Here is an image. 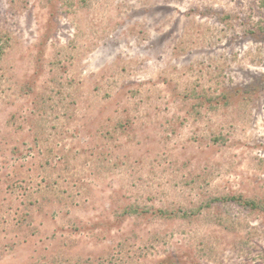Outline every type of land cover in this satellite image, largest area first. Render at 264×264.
I'll use <instances>...</instances> for the list:
<instances>
[{
    "label": "rangeland",
    "instance_id": "1",
    "mask_svg": "<svg viewBox=\"0 0 264 264\" xmlns=\"http://www.w3.org/2000/svg\"><path fill=\"white\" fill-rule=\"evenodd\" d=\"M264 0H0V264H264Z\"/></svg>",
    "mask_w": 264,
    "mask_h": 264
},
{
    "label": "trees",
    "instance_id": "2",
    "mask_svg": "<svg viewBox=\"0 0 264 264\" xmlns=\"http://www.w3.org/2000/svg\"><path fill=\"white\" fill-rule=\"evenodd\" d=\"M264 5V4H263ZM0 57H1V47H0Z\"/></svg>",
    "mask_w": 264,
    "mask_h": 264
}]
</instances>
